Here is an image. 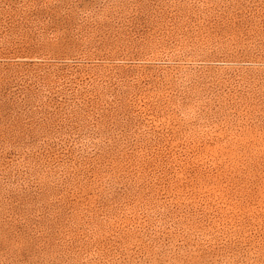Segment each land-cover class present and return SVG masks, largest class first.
<instances>
[{"label":"rangeland","instance_id":"rangeland-1","mask_svg":"<svg viewBox=\"0 0 264 264\" xmlns=\"http://www.w3.org/2000/svg\"><path fill=\"white\" fill-rule=\"evenodd\" d=\"M0 264H264V0H0Z\"/></svg>","mask_w":264,"mask_h":264}]
</instances>
